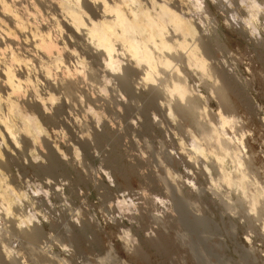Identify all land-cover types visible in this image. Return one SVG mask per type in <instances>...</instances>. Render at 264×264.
Instances as JSON below:
<instances>
[{
    "label": "rangeland",
    "instance_id": "rangeland-1",
    "mask_svg": "<svg viewBox=\"0 0 264 264\" xmlns=\"http://www.w3.org/2000/svg\"><path fill=\"white\" fill-rule=\"evenodd\" d=\"M163 1L157 0L200 30L196 43L209 75L189 67L183 51L168 52L190 85L195 112L161 91L165 75L144 84L141 66L125 86L104 80L102 61L65 27L58 31L48 8L23 19L25 35L12 48L29 65L12 68L30 79L22 98L53 93L51 111L61 105L54 120H39L62 163L41 170L51 151L42 143L0 144L11 155L1 170L26 194L11 213L0 205V264H264V196L251 208L220 181L214 143L202 139L208 125L220 128L219 111L233 116L235 125L224 127L230 149L242 159L249 190L264 195V0ZM37 27L51 28V39L75 52L61 55L69 73L53 67V91L40 76ZM6 57L0 53L1 62ZM175 67L164 72L171 76ZM62 79L75 84L66 90ZM193 137L203 153L194 150ZM223 167L237 174L229 156ZM28 214L33 220L20 223Z\"/></svg>",
    "mask_w": 264,
    "mask_h": 264
},
{
    "label": "bare ground",
    "instance_id": "bare-ground-1",
    "mask_svg": "<svg viewBox=\"0 0 264 264\" xmlns=\"http://www.w3.org/2000/svg\"><path fill=\"white\" fill-rule=\"evenodd\" d=\"M37 1L38 4L34 0H0V53L8 55L3 62L0 61V144H5V149L14 147L12 144L20 146V142L34 149L37 143H42L49 149L51 148V151L48 164L39 165L42 167L40 169L50 172L53 169V162L54 169L55 165L62 163L54 153L56 147H51L48 142L47 133L39 120V118L54 120V116L62 109L61 105L56 107L55 111L54 109L51 111L49 105L55 100L53 93H48V97L34 94L29 100L22 98L21 87L28 84L30 79L16 74L12 68L13 64L17 63L24 66L29 65V59L20 56L12 47L17 45L20 37L25 35L26 23L23 19L27 20L31 16L39 14L41 8L38 6L50 10V17L58 31H62V27H65L70 32V39L75 37L80 39L87 49L89 57L102 61L103 71L106 73L102 76L104 80L110 81L113 77L114 80L125 86L128 84L130 75L136 72V67L141 66L143 71L141 80L144 84L155 82V76L161 74L158 77L161 79L165 75V78L161 79L163 82L161 91L167 95L176 96L180 101H188L187 108L190 111L195 112L198 109L196 101L190 98L192 91L190 85H187L186 77L181 76L180 70L173 65L172 55H169L168 52L183 51L182 60L189 67H195L202 75H209L207 62L200 53L199 44L196 43L200 30L195 22L167 6L163 0L162 3H158L157 0H145L144 3L141 0ZM16 5L20 8H16L18 7ZM255 6L257 7V5ZM8 24L11 27H8ZM44 28H35L34 35L36 37L33 39V47L40 53L37 60L41 64V79L53 91L57 83V80L51 78L53 67H64L63 70L69 73L61 55L69 57L75 52L74 50L69 51L64 46H59L57 40L51 39V28ZM24 50L29 51L28 49ZM54 52L55 56H53ZM122 56L129 64L123 63ZM77 61L80 64L84 63L82 59H77ZM171 66L175 67L176 73L172 72L173 75L168 76L164 69L167 70ZM59 82L66 90L75 84L65 79L59 80ZM127 89L131 95L134 94L131 86ZM168 109L171 115L170 106ZM218 114L220 128L213 124L211 126L207 124L209 131H203L202 139L214 143L215 149L212 150V153L219 168V180L227 186L237 188L249 206L255 208L261 195L264 196L262 189L249 190V176L242 169V159L235 150L230 149L231 138L224 131L226 125L232 128L235 120L233 116L225 115L221 111ZM186 115L188 116V114ZM196 124L199 125L200 122L196 120ZM209 124L211 123L209 122ZM100 133L95 134L96 138L100 136ZM4 148L0 146V205L7 213H11L12 204L21 202L26 194L11 186L6 174L1 170V167L8 164L11 158L10 153L6 152L8 150H4ZM193 148L195 151L203 153V148L195 137H193ZM33 149L30 150V154L33 153ZM75 154L77 155V152ZM224 156H229L236 165L237 174L235 173V176L231 174L232 172L224 169ZM251 184L253 183L251 182ZM29 215L20 217V223L27 224L32 221V215ZM197 221L199 220L197 219ZM197 221L196 224L194 223L195 226L198 225ZM193 222H190L189 225H192ZM36 231L38 232L39 229ZM32 232L35 237L36 233Z\"/></svg>",
    "mask_w": 264,
    "mask_h": 264
}]
</instances>
